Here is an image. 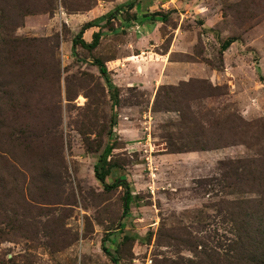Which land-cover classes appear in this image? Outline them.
Masks as SVG:
<instances>
[{
    "label": "rangeland",
    "instance_id": "1",
    "mask_svg": "<svg viewBox=\"0 0 264 264\" xmlns=\"http://www.w3.org/2000/svg\"><path fill=\"white\" fill-rule=\"evenodd\" d=\"M128 1L0 0V264H264V0Z\"/></svg>",
    "mask_w": 264,
    "mask_h": 264
},
{
    "label": "trees",
    "instance_id": "2",
    "mask_svg": "<svg viewBox=\"0 0 264 264\" xmlns=\"http://www.w3.org/2000/svg\"><path fill=\"white\" fill-rule=\"evenodd\" d=\"M135 3V0H130L120 6H118L116 9L118 8H123V7H127V8H131ZM114 13H111L110 15L112 16ZM108 15V16H110ZM93 24L89 23V22H86L84 24H82L79 28V31L71 38V51L72 53L75 55L74 53V46L76 44H79L81 47L85 48V49H92L94 48L97 43H98V40H99V36H100V33L99 31H94L91 33L90 37H91V40L89 42H85L82 37H81V34L83 32L84 29L92 26ZM231 41L223 44V48H226L228 46V44L230 43ZM221 48V49H223ZM91 65L95 66L97 68V70L99 71L101 77L103 78L104 80V83H105V86L107 87V91L110 92L111 88L113 89V91H116L117 87L112 85L111 81L109 80L108 76L106 75V72H105V69L103 67V64L102 62H100L99 60L97 59H92V61L89 62ZM117 103H118V98L115 97L111 100L110 102V118H109V128H108V132H107V135H108V139H107V143L105 144L99 158L101 159V161L106 165V167H103V169H100L99 171L96 169V166L93 165L92 166V171H93V175L94 177L103 185V187L105 189H109V188H112L114 186H118V185H121L123 188H124V194H123V197H122V207H123V211L126 210L127 208V204L129 202V199H130V192H129V184L126 183L124 180L122 179H117L115 180L114 182L110 183V184H107L105 183L104 181V177L106 174H108L109 172V168H110V165H109V160H106V157L110 154V151L112 149V143H110V135L112 133V128L114 127V124H115V111H114V108L117 106ZM2 150H0V158L3 157V154H2ZM123 240H133V235H123L122 237ZM181 243H178V244H181L183 246H187L188 250L192 252L193 256L196 258L197 257V261H191L189 259H186L184 262H183V259L181 257H178V261L176 260H173V259H163V260H160L159 261V264H201L203 261L201 260V256L199 255L198 256V253H204L202 252V250H198L196 247H195V244H196V240H191L190 238H187L185 240L183 239H178ZM101 248L103 251H105V248L101 245ZM215 252V251H214ZM215 255H218L217 252L214 253ZM248 254L247 250L246 249H243L242 250V255L238 254L237 256H230L228 258H224L222 260L226 261L225 263H218L220 260L219 258L217 257L216 259H211L209 258L208 259V263L206 264H251L250 263V258L248 259L247 262H243L242 260L244 259V257ZM251 254V253H250ZM209 255V254H207ZM252 256H255L254 254H251ZM111 261L113 264H116V257L114 255H111L110 257Z\"/></svg>",
    "mask_w": 264,
    "mask_h": 264
},
{
    "label": "crops",
    "instance_id": "3",
    "mask_svg": "<svg viewBox=\"0 0 264 264\" xmlns=\"http://www.w3.org/2000/svg\"><path fill=\"white\" fill-rule=\"evenodd\" d=\"M159 146H161V145H159ZM157 149H155V150H161V149H164L165 148V146L162 148H160V147H156Z\"/></svg>",
    "mask_w": 264,
    "mask_h": 264
}]
</instances>
